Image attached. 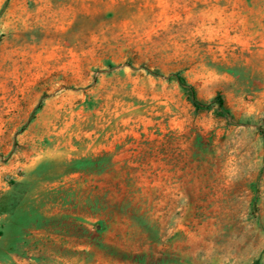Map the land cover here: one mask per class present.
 <instances>
[{
  "label": "rangeland",
  "instance_id": "1",
  "mask_svg": "<svg viewBox=\"0 0 264 264\" xmlns=\"http://www.w3.org/2000/svg\"><path fill=\"white\" fill-rule=\"evenodd\" d=\"M0 200V264H264V0H0Z\"/></svg>",
  "mask_w": 264,
  "mask_h": 264
},
{
  "label": "trees",
  "instance_id": "2",
  "mask_svg": "<svg viewBox=\"0 0 264 264\" xmlns=\"http://www.w3.org/2000/svg\"><path fill=\"white\" fill-rule=\"evenodd\" d=\"M176 77L181 83V85L189 91L191 102L197 108L208 109L212 106L213 102H216L218 104L219 111L222 114L230 117V112L224 107V100L221 96H218L212 102H209V103L203 102L196 97L194 89L190 85L186 84L180 75H177ZM7 209H8L7 204L3 202L2 200H0V211L5 212L7 211Z\"/></svg>",
  "mask_w": 264,
  "mask_h": 264
}]
</instances>
